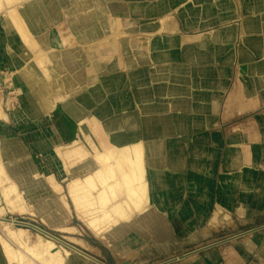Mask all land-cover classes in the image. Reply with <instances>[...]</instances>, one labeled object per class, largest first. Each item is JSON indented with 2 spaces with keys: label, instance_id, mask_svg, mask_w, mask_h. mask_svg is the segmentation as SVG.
I'll return each mask as SVG.
<instances>
[{
  "label": "crops",
  "instance_id": "obj_1",
  "mask_svg": "<svg viewBox=\"0 0 264 264\" xmlns=\"http://www.w3.org/2000/svg\"><path fill=\"white\" fill-rule=\"evenodd\" d=\"M22 11L52 73L48 81L15 76L19 108L0 119V146L13 180L28 170L47 178L44 198L46 190L57 197L70 176L76 226L64 224L59 207L47 212L45 199L37 209L62 234L60 252L75 254L65 263L264 264V229L238 230L264 222V0H30ZM2 33L0 69L14 71L29 55L13 32ZM43 90L47 108L34 97ZM105 148L129 152V165L138 160L147 212L94 231L96 192L94 208L76 210L67 187L100 168L95 154ZM226 228L234 232L228 245L193 258L183 259V246L149 252L154 244L218 243L206 238Z\"/></svg>",
  "mask_w": 264,
  "mask_h": 264
},
{
  "label": "rangeland",
  "instance_id": "obj_2",
  "mask_svg": "<svg viewBox=\"0 0 264 264\" xmlns=\"http://www.w3.org/2000/svg\"><path fill=\"white\" fill-rule=\"evenodd\" d=\"M10 6H12V4ZM10 6L3 4L0 1V42H3L4 34L2 32L5 31L4 25L8 14L7 8H9ZM16 9L20 10V8ZM19 17L23 21L24 26L27 27L25 19L23 18L22 11L19 12ZM10 21L11 23L14 22L12 17ZM16 30V26H14V31L16 32ZM5 33L8 34L7 31H5ZM15 36L12 33L10 38L15 41ZM30 49H32V53L31 51H29L28 53L29 62L24 63V59H26L27 61V58L20 57V62L18 63L19 66L16 67L14 71L9 70L8 68L7 70L0 69V119H5V114H8L13 110L17 111L19 108V96L16 92V86L14 83V78L17 74L20 77H23V79H29L32 75L37 76V78L47 79V81L51 79L50 77L52 72L51 70H49L48 66L46 67V58H40L43 62L45 61L44 63L39 60V57H41L40 53L42 52L38 49V45L36 49ZM27 52L24 51L25 54ZM48 83L44 85V87L46 88L45 90H50L48 86L52 84H50V82ZM34 85L38 87V85H40V82L35 81ZM45 90H43V93H41L44 95L47 94V96H44V98H39V96H37L38 94L36 93H34V97H36L37 102L41 106L45 105V108H47V103H51L52 100L50 99L46 102H43V100L50 98ZM52 104L53 102L51 103V105ZM82 148L85 149V146H82ZM82 148L80 147L79 151L83 150ZM98 149L95 148L96 151ZM110 149L111 148H105L104 151L95 154V159L99 163L100 168L96 169L95 171H93L92 174H89L83 177L82 179H73L67 187V195L76 210L81 209V207H78V203L75 202V199L77 197H80L81 193L83 194V197L87 193L92 198L93 192L95 191L96 197L100 198V204H96L98 208H95V210L97 211V216H95L88 222V226L94 231H98L99 226L105 224V222L111 221L113 218L129 219V214L131 211L140 212L142 214L140 208L146 207L148 204L147 199H144V195L142 193L144 191H146L147 193V190H144V188L141 186L139 178L140 176L138 175V178L131 177V174L135 175V172L131 174L128 172L122 173V169L120 170V174H122L123 176L126 175V180H130V182L127 183L130 186H128L127 188L122 189L119 188L117 185H112V182H117V180L112 181V179H110L111 176L117 177L119 173V168H117L116 166L112 167L110 165V161L115 159L113 157V153L115 152H110L111 156H109L108 161L102 162V159L99 158L101 153H104ZM4 150H6V152L8 153L7 147L0 146V264H46L49 262H51V264H66L64 261V256L71 259L72 257H75V254H70L66 251L60 252V248L57 241H62V238L59 237L62 234L52 232L49 229L50 227L48 228V224L42 219V217L40 218L38 216L37 209L38 203L42 202L43 204V199H45L46 204L48 206L47 212L54 210L55 207H59L61 211H63L62 217L67 216L66 221L68 222L64 224H70L73 227L74 225L76 226L74 213L71 211L69 201L65 195V189L68 183L66 181H69L70 176L67 178L66 181L59 184L61 189L59 190L60 192L56 194L57 197L54 196L52 190L51 192L50 190H46L47 195H45L44 198L43 195H39V192L43 194L44 187L49 186V181L47 180V178H41L42 180L38 181L37 178H32V176L29 177V175L32 174V171L28 170L27 166L25 165L28 170L26 172L25 178H22V175H19V177H17L15 174V180H13L11 177V173L9 172L13 164L4 162L3 159L7 157V154H4ZM69 151L70 153L73 152V150ZM129 163L130 165L127 168L128 170L133 165L138 164L139 166L138 160L132 161L131 159ZM78 164L81 166L82 163ZM16 167H18V165H16ZM139 171L140 170H137V172ZM81 172L79 174H86L85 167L81 169ZM86 183L91 184V186H86ZM96 183H98V185ZM98 187L100 189H98ZM136 188H140L142 192L140 194H129L128 191L132 192V190H135ZM75 191H80L81 193L75 194ZM94 205L95 204L92 205L93 208ZM117 206L121 208L122 217L118 216L114 212V209ZM59 214L60 213H58V215ZM51 219H53L51 225L55 223V221H57L55 217H52ZM262 223L263 224H259L256 226L238 228V230H242L241 235L244 237L249 234H257L258 232H261L264 229V222ZM79 227V234L85 237V235H87L86 231L82 229L81 226ZM39 229H41L42 231ZM120 231V225L118 226V224H116L112 232L120 233ZM233 233L234 232H230L227 228L223 230L218 229V231L216 232L209 233L208 237L206 238L207 240L219 238L220 240L218 243L206 242L200 244L199 246L197 245L199 244L197 242L184 245L178 244L176 242H172L167 245L152 244L153 247L150 249L149 252L151 254L161 255L167 253V248L168 250H175L178 247L183 246L185 247V249H188L186 250L187 252L189 251V255L184 257L183 259L191 258L192 256H196L203 251L217 249L220 246L228 245L229 241L224 242V239L225 237H228ZM48 246L53 247L56 252L53 254L49 252L47 250ZM72 260L73 259H71V261ZM177 262H179L178 258L171 259L162 257L157 260L158 264H175Z\"/></svg>",
  "mask_w": 264,
  "mask_h": 264
},
{
  "label": "bare ground",
  "instance_id": "obj_3",
  "mask_svg": "<svg viewBox=\"0 0 264 264\" xmlns=\"http://www.w3.org/2000/svg\"><path fill=\"white\" fill-rule=\"evenodd\" d=\"M1 1V3H3V4H6V5H8V6H10L11 4H12V6H10L9 8H7V18H6V21H5V31H7V33L9 34L10 32H13V34L14 35H16V37L18 38V42L21 44V46H23V48L26 50V51H28V53H29V51H31V53H32V49H30V48H37V42H36V39L35 38H32V37H30L31 36V34H30V32H28V29H27V27L26 26H24V23H23V21L21 20V18L19 17V12H21L22 11V7L25 5V3L27 4V2L28 1H30V0H0ZM148 3V2H147ZM16 8H20V10L19 9H16ZM23 12V11H22ZM11 17H12V19H13V21L14 22H12L11 23V21H10V19H11ZM14 26H16V32L14 31ZM11 41V40H10ZM2 44V43H1ZM27 49H29V50H27ZM39 51V50H38ZM61 51V50H60ZM40 53V52H39ZM41 54V57H39V60L40 61H42L40 58H45V55L43 56V53H40ZM16 56V55H15ZM43 62V61H42ZM45 62V61H44ZM43 62V63H44ZM47 67V66H46ZM97 120V119H96ZM32 127V126H31ZM110 152L111 151H106V152H104V153H101L100 154V159H102V162L103 161H108V159H109V156H111V154H110ZM114 152L115 153H113V157L115 158L114 160H113V164H114V161H115V164H114V166H116L117 168H119L120 167V162L119 161H124V164L125 165H129V164H127L126 163V161H125V159L128 157V156H130V153L129 152H127V151H121V150H114ZM4 154H7V152H6V150H4ZM110 154V155H109ZM111 158V157H110ZM117 163V164H116ZM139 168H138V166L137 165H133V166H131L130 168H129V170L127 171L128 173H133V172H136L137 170H138ZM118 175H117V177H115V176H111V178L110 179H112V181L113 180H117V182H112V185L114 184V185H117L119 188H127L128 186H130V185H128L127 183L128 182H130V180H126L127 179V177H126V175H122V174H120V168L118 169ZM131 177H133V178H135V175H132L131 174ZM127 184V185H126ZM86 186H88V187H90L91 186V184H88V183H86ZM142 186V185H141ZM144 188V187H143ZM140 189V188H139ZM139 189L138 188H136L135 190H132V192L131 191H128L129 192V194H140L141 192H142V190L140 189V191H139ZM144 190H145V188H144ZM75 194H78V193H81L80 191H75L74 192ZM143 193V195H144V199H147V201H148V197H147V193H146V191H144V192H142ZM96 204H100V198L99 197H96ZM75 202H77L78 203V207H81V204L82 203H84V204H86V203H90V205L92 204H94V203H91L92 202V198L90 197V195L89 194H85V196L83 197V194L81 193V195H80V197H77L76 199H75ZM144 209H143V207L142 208H140V211L143 213V212H147V211H143ZM114 212L118 215V216H121L122 217V214H121V208L119 207V206H117L115 209H114ZM94 229H96V228H94ZM49 252H51L52 254L53 253H55L56 251L53 249V247H51V246H48V249H47ZM20 251V250H19ZM46 264H51V262H49V263H46Z\"/></svg>",
  "mask_w": 264,
  "mask_h": 264
}]
</instances>
